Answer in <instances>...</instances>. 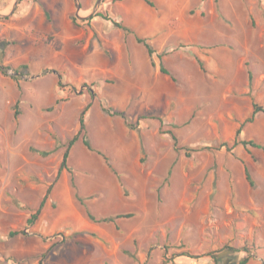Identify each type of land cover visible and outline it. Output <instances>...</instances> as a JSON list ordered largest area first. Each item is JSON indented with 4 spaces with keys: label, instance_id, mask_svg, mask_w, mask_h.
Wrapping results in <instances>:
<instances>
[{
    "label": "rangeland",
    "instance_id": "obj_1",
    "mask_svg": "<svg viewBox=\"0 0 264 264\" xmlns=\"http://www.w3.org/2000/svg\"><path fill=\"white\" fill-rule=\"evenodd\" d=\"M149 1L0 0V264H264V0Z\"/></svg>",
    "mask_w": 264,
    "mask_h": 264
},
{
    "label": "trees",
    "instance_id": "obj_2",
    "mask_svg": "<svg viewBox=\"0 0 264 264\" xmlns=\"http://www.w3.org/2000/svg\"><path fill=\"white\" fill-rule=\"evenodd\" d=\"M143 2H145L148 6L150 7H154V4L149 1V0H142ZM119 28H122L125 32H129L131 33L130 29H128L127 27H122L121 25H117ZM135 41L138 43V44H141L143 45V47L145 48L147 54L149 57H151V55L154 53V50L152 49V47L147 43V41L145 39H142V38H139L137 36H135ZM160 58V55L158 56ZM198 62V65L199 67L201 68L202 71L203 70V64L201 61H197ZM19 69H16V73H20L21 69L24 70L26 69L25 66H22L20 65L18 67ZM160 72L162 74H165V75H169L167 70L163 67H160ZM248 75L250 76V72H248ZM59 87H61V84L58 82L57 84ZM18 105V102L14 105V108H16ZM87 110V107L81 112L80 116H79V129L77 131V133L70 139L67 141L66 143V148L63 152V155H62V159H61V162H60V165L58 167V171H57V174L59 175L60 172L62 170H66L70 173L69 171V168L66 166V162H67V158H68V152L70 150V148L75 144V142H77V140L79 139V137L81 136V139H82V143L84 145V147L89 150V151H93L89 141L87 140L86 138V133H85V124H84V119H83V116H84V113L85 111ZM103 111L105 113H107L108 115L110 116H119L123 119H125V116L123 114V112L119 111V110H114L112 108H103ZM264 113V108L260 107L258 104H253V110L252 112L250 113L249 117L245 120L244 123H251L253 121V118L254 116L257 114V113ZM15 114H17V111L14 112ZM145 117H141V119H144ZM126 123V122H125ZM127 126L129 127H132V125L126 123ZM240 132H241V129H237L236 132H235V138L230 142V146H229V149H233L235 148L236 146L238 145H242L244 148H248V147H251V148H257V149H260L264 152V146L260 143H257L253 140H244V139H239V135H240ZM172 139L174 141V146L176 147V139L174 136H172ZM228 143H221L220 146H227ZM195 151H198V149H185V156L186 157H189L191 155L192 152H195ZM98 155H100L102 157V159L106 162L108 168L114 173L115 171L112 169V167L110 166V164L108 163V160L107 158L105 157L104 154H102L101 152H97ZM170 174V172H168V175ZM245 178L247 180V182L252 185V182H251V179H250V175L247 171V169H245ZM71 182L73 183V177L71 176ZM79 199V198H78ZM80 201V199H79ZM131 214H126V215H115V216H107V217H95L93 216L89 211H87V217L90 221L94 222V223H113L115 222L116 219L118 218H122V217H130ZM36 218V214L32 215V218L28 220L29 223H31L34 219ZM17 234V232H10L9 233V236L12 237V236H15ZM91 236H95L94 234H91ZM185 255L189 258H193L191 257L190 255H188V253H185ZM213 260L217 262V259L215 257H212ZM250 257H246L244 259H242L238 264H247V262L249 261Z\"/></svg>",
    "mask_w": 264,
    "mask_h": 264
},
{
    "label": "water",
    "instance_id": "obj_3",
    "mask_svg": "<svg viewBox=\"0 0 264 264\" xmlns=\"http://www.w3.org/2000/svg\"><path fill=\"white\" fill-rule=\"evenodd\" d=\"M74 1H76V0H74ZM77 9H78V10L80 9L79 5L77 6Z\"/></svg>",
    "mask_w": 264,
    "mask_h": 264
},
{
    "label": "built area",
    "instance_id": "obj_4",
    "mask_svg": "<svg viewBox=\"0 0 264 264\" xmlns=\"http://www.w3.org/2000/svg\"><path fill=\"white\" fill-rule=\"evenodd\" d=\"M12 72L11 71H9V74H11Z\"/></svg>",
    "mask_w": 264,
    "mask_h": 264
}]
</instances>
